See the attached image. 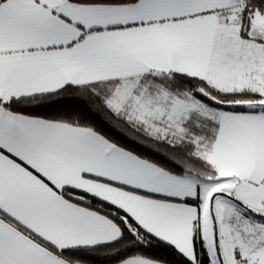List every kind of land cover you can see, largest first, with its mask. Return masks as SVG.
Returning a JSON list of instances; mask_svg holds the SVG:
<instances>
[{
    "label": "snow or ice",
    "instance_id": "1",
    "mask_svg": "<svg viewBox=\"0 0 264 264\" xmlns=\"http://www.w3.org/2000/svg\"><path fill=\"white\" fill-rule=\"evenodd\" d=\"M0 264H264V0H0Z\"/></svg>",
    "mask_w": 264,
    "mask_h": 264
}]
</instances>
